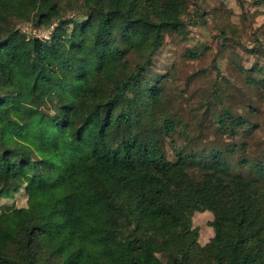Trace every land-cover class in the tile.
Returning a JSON list of instances; mask_svg holds the SVG:
<instances>
[{
	"label": "trees",
	"instance_id": "1",
	"mask_svg": "<svg viewBox=\"0 0 264 264\" xmlns=\"http://www.w3.org/2000/svg\"><path fill=\"white\" fill-rule=\"evenodd\" d=\"M189 1L0 0V92H15L0 94V200L27 197L24 209H0V264H264V158L242 161L240 173L214 149L197 157L177 146L188 127L162 100L176 70L151 71L220 0H192L193 13ZM21 24L53 28L40 39ZM213 31L226 54L237 27L218 20ZM253 35L240 46L264 60V24ZM201 47L186 46L181 61L196 62ZM230 58L242 96L231 99L234 85L218 76L204 109L219 132L234 133L248 121L226 99L250 98L244 112L254 114L247 91L264 102V66ZM49 99L53 115L40 107ZM197 214L210 218L204 242Z\"/></svg>",
	"mask_w": 264,
	"mask_h": 264
},
{
	"label": "rangeland",
	"instance_id": "2",
	"mask_svg": "<svg viewBox=\"0 0 264 264\" xmlns=\"http://www.w3.org/2000/svg\"><path fill=\"white\" fill-rule=\"evenodd\" d=\"M254 1L256 0H242V6L235 0H220L207 5L199 11L205 15L204 26L190 27L188 43L182 40L170 41L157 53L151 68L152 73L164 76L171 72L172 67L176 70L174 79L169 82L163 80L164 95L162 100L165 101L166 108L175 114L174 116L178 119L177 122H182L188 127L186 134L176 137L177 146L195 153L197 157L200 156L198 154L200 152L207 157L209 156L207 149H214L223 154L232 170L240 173H247L249 170V167L242 165V161L247 159L250 162L253 158H264L261 153L264 150V102H258L250 90L247 91L248 97L251 96L254 99L251 101V105L253 104L255 112L250 115L244 112L247 111L248 106L250 107V98H246L240 105L230 101L242 96V92L237 90L239 78L231 63V55H238V61L245 67H249L251 64L264 66V60L250 57L240 46L251 47L254 37L253 30L264 24V4L254 6ZM189 3L193 13L196 5L192 0ZM213 10L218 13L217 18L210 16L209 13ZM218 20L230 21L237 27L236 33L229 36L225 46L226 54L222 53L223 45L221 42L224 41L219 39L218 34L213 31ZM17 29L26 34L33 30L30 24H21ZM39 36H43V33H40ZM196 43L203 44V47L200 48L199 58L193 64L183 63L181 61L182 50L186 46L191 47ZM198 69H203L205 72L192 77L193 71L196 72ZM218 76L228 79L234 85L228 88L232 96L231 99L229 97L226 99V105L231 106L234 112L244 114L248 121L238 126L234 133L231 131L219 132L216 123L213 121L212 112H206L204 109V103L211 99L210 80ZM0 94L9 98L15 96V92L12 90H2ZM29 103L30 101L26 100L25 108L30 113L35 108ZM40 107L50 115L56 113V105L50 99L41 102ZM7 133L8 131L2 128L1 135L4 142L10 147ZM169 141L170 139L167 142ZM228 148L233 149V151ZM166 151L169 157L175 153L170 147H167ZM26 198L25 194L21 192L15 195L13 199L0 200V209L3 205H13L19 210L24 209ZM209 219L208 214H197L192 219L193 226L199 231L201 242L206 241L212 235Z\"/></svg>",
	"mask_w": 264,
	"mask_h": 264
},
{
	"label": "built area",
	"instance_id": "3",
	"mask_svg": "<svg viewBox=\"0 0 264 264\" xmlns=\"http://www.w3.org/2000/svg\"><path fill=\"white\" fill-rule=\"evenodd\" d=\"M52 28H50L48 30H34L33 29L31 32H29V35H32V36H34L36 38H40V39L48 38ZM40 33H43V36H39Z\"/></svg>",
	"mask_w": 264,
	"mask_h": 264
}]
</instances>
